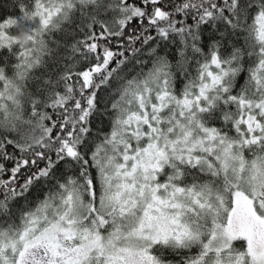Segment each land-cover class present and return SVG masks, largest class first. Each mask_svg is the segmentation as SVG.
Returning a JSON list of instances; mask_svg holds the SVG:
<instances>
[{"label":"snow or ice","instance_id":"6c2138e0","mask_svg":"<svg viewBox=\"0 0 264 264\" xmlns=\"http://www.w3.org/2000/svg\"><path fill=\"white\" fill-rule=\"evenodd\" d=\"M0 264H264V0H0Z\"/></svg>","mask_w":264,"mask_h":264}]
</instances>
